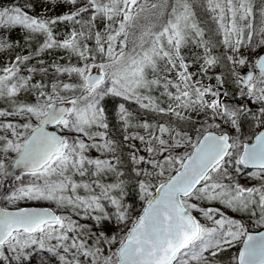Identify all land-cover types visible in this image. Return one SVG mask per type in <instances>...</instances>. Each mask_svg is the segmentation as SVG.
I'll use <instances>...</instances> for the list:
<instances>
[{
  "label": "snow or ice",
  "instance_id": "6c2138e0",
  "mask_svg": "<svg viewBox=\"0 0 264 264\" xmlns=\"http://www.w3.org/2000/svg\"><path fill=\"white\" fill-rule=\"evenodd\" d=\"M0 204V264H264V0H0Z\"/></svg>",
  "mask_w": 264,
  "mask_h": 264
},
{
  "label": "rangeland",
  "instance_id": "374dc122",
  "mask_svg": "<svg viewBox=\"0 0 264 264\" xmlns=\"http://www.w3.org/2000/svg\"><path fill=\"white\" fill-rule=\"evenodd\" d=\"M202 26L206 27V32L209 29H214L215 28L214 22L210 19V14L204 17V24ZM216 38H220V37L217 36ZM222 51H223L222 48L216 49L217 53L222 52ZM221 71H225L226 72V69H221V68L215 69V72H217V73H219ZM226 87L231 91L232 88L234 87V85H232L229 82L226 85ZM119 102H123V101H120L119 98L109 100L108 101V105H107V114H108V118H109V125H110L111 135L113 137H116V138L122 140L123 139L124 130L121 127V122L119 121V119L117 117V114H116ZM132 107L135 108L137 106L132 105ZM132 131H136V129H128V132H132ZM124 154H125V156L128 155L127 150L125 151ZM93 155H97V153L93 152ZM135 203H136V208L139 211V209L141 207V202L138 200V198H137ZM31 205H32V202H29V205H25L23 202H21L20 206H31ZM2 206H4V205L2 204ZM35 206H38V205H35ZM47 206L54 207V205H47ZM216 206L219 207V205H216ZM8 207L11 208V209H14V206H10L9 205ZM229 214L230 215H235L233 213H229ZM37 264H39V257L37 258Z\"/></svg>",
  "mask_w": 264,
  "mask_h": 264
},
{
  "label": "water",
  "instance_id": "95a60500",
  "mask_svg": "<svg viewBox=\"0 0 264 264\" xmlns=\"http://www.w3.org/2000/svg\"><path fill=\"white\" fill-rule=\"evenodd\" d=\"M0 206H2V204H0ZM10 210H13V209H11V208H9Z\"/></svg>",
  "mask_w": 264,
  "mask_h": 264
}]
</instances>
